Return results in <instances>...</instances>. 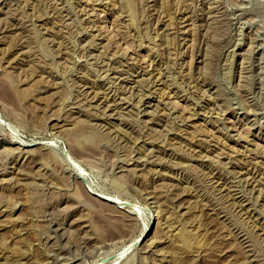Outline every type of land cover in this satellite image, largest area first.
Here are the masks:
<instances>
[{
	"label": "rangeland",
	"instance_id": "obj_1",
	"mask_svg": "<svg viewBox=\"0 0 264 264\" xmlns=\"http://www.w3.org/2000/svg\"><path fill=\"white\" fill-rule=\"evenodd\" d=\"M0 112V264H264V0H0Z\"/></svg>",
	"mask_w": 264,
	"mask_h": 264
},
{
	"label": "bare ground",
	"instance_id": "obj_2",
	"mask_svg": "<svg viewBox=\"0 0 264 264\" xmlns=\"http://www.w3.org/2000/svg\"><path fill=\"white\" fill-rule=\"evenodd\" d=\"M1 113V112H0ZM41 140V139H40ZM51 143H54V142H51ZM80 169V168H79ZM78 170V169H77ZM77 174V173H76ZM78 174L80 175L81 174V172H78ZM84 174V173H83ZM78 176V175H77ZM81 177V176H80ZM82 180V179H81ZM84 181V180H83ZM86 182V181H85ZM92 190V189H91ZM96 192V191H95ZM99 192V191H98ZM100 193V192H99ZM98 193V194H99ZM102 194V193H101ZM103 195H105V196H107L108 198H111L112 200H113V202L112 203H115V204H121V203H123L121 200H119L117 197H114V196H110V195H106V194H103ZM106 201V200H105ZM107 202H110V201H107ZM137 205V204H136ZM116 206V205H115ZM141 206V205H140ZM150 224V223H149ZM148 229H149V225H148V227L142 232V234L140 235V236H138V238H136L135 239V241L134 242H138V241H140V240H142L144 237H143V235H145L146 233H147V231H148ZM103 230V229H102ZM100 231H101V229H100ZM146 237V236H145ZM127 247V246H126ZM124 249H125V247H124ZM123 249V250H124ZM122 250V251H123ZM125 250H128V249H125ZM124 253V252H123Z\"/></svg>",
	"mask_w": 264,
	"mask_h": 264
},
{
	"label": "water",
	"instance_id": "obj_3",
	"mask_svg": "<svg viewBox=\"0 0 264 264\" xmlns=\"http://www.w3.org/2000/svg\"><path fill=\"white\" fill-rule=\"evenodd\" d=\"M91 192L96 195L97 197L103 199V200H106V201H110V202H113V200L111 198H108L107 196L103 195V194H98L96 192H94L93 190H91ZM136 244V242H135Z\"/></svg>",
	"mask_w": 264,
	"mask_h": 264
}]
</instances>
